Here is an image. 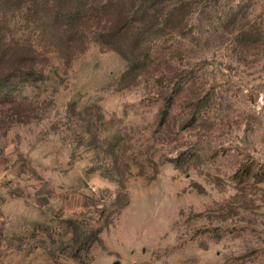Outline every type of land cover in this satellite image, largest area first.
<instances>
[{
	"label": "rangeland",
	"instance_id": "1",
	"mask_svg": "<svg viewBox=\"0 0 264 264\" xmlns=\"http://www.w3.org/2000/svg\"><path fill=\"white\" fill-rule=\"evenodd\" d=\"M178 1L132 73L101 11L67 60L0 55V264H264V0Z\"/></svg>",
	"mask_w": 264,
	"mask_h": 264
},
{
	"label": "trees",
	"instance_id": "2",
	"mask_svg": "<svg viewBox=\"0 0 264 264\" xmlns=\"http://www.w3.org/2000/svg\"><path fill=\"white\" fill-rule=\"evenodd\" d=\"M119 7L114 3L92 4L87 7L81 0H0V55H42L43 51L38 49L36 43L45 42L47 45L60 48L65 54L64 59H69L75 50V44L82 47L83 42L80 39L85 32V24L87 25L92 19L90 12H98L109 15L104 21L103 26L96 33V42L103 48L117 52V54L126 63V74L143 68V58L136 55L138 48L142 42L148 44L154 43L161 38L159 35L162 27L158 24V20L163 19L161 13L156 12L161 9V5L166 3L178 4L173 12L183 10L188 3L181 1L170 2L168 0H126ZM128 4V9H126ZM169 4V5H170ZM168 5V6H169ZM158 6V9L156 8ZM109 11V12H107ZM170 15V13H169ZM16 19L25 22L21 29L26 30L32 24V30L38 29L39 34L33 38L20 41L11 39L5 42V34L8 32V20ZM164 19L163 22H167ZM182 18L176 20L180 23ZM37 21V22H33ZM98 24V22L96 23ZM157 26V27H156ZM78 39V40H76ZM80 44V45H79ZM60 50V49H59ZM150 48L147 46L146 51ZM30 64L24 67V73L27 76L36 75V68L32 65L34 57H28ZM4 59L0 58V62ZM18 71L17 69H14ZM0 83L6 82L9 74H0ZM199 102L191 103V107H197Z\"/></svg>",
	"mask_w": 264,
	"mask_h": 264
}]
</instances>
